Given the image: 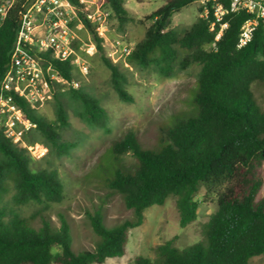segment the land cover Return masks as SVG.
<instances>
[{
  "label": "trees",
  "instance_id": "1",
  "mask_svg": "<svg viewBox=\"0 0 264 264\" xmlns=\"http://www.w3.org/2000/svg\"><path fill=\"white\" fill-rule=\"evenodd\" d=\"M195 1L168 0L155 10L144 38L127 58L134 68L154 69L165 77L199 66L194 113L178 118L165 131L167 140L160 147H143L131 132L112 143L108 152L114 158L131 153L136 159L133 170L122 169L119 162L104 180L109 190L121 195L132 217L110 227L101 213L89 214L94 249L76 252L64 219L55 229L46 220L35 227L33 215H21L22 207L31 203L48 207L61 202L64 184L54 169L33 170L32 153L0 128V264H103L126 253L130 229L144 222L146 209L163 205L170 196L176 197L180 226L194 222L199 208L195 197L203 187L218 190L216 210L203 226V239L184 248L168 240L155 248L154 260L137 256L134 264H252L253 258L264 255V196H259L264 188V111L252 91L254 82L264 84V27L260 23L251 40L239 47L241 27L251 15L226 14L228 27L215 41L220 26L210 30L214 14L209 4L206 16L200 6V16L190 27L170 28L173 15ZM106 4L121 26L129 21L125 0H106ZM20 15V7H14L0 24V83L10 63ZM79 20L110 70L112 89L121 101L132 102L127 70L106 56L95 27L82 15ZM43 59L62 77L78 80L71 60L48 54ZM50 99L56 115L53 123L23 99L16 102L36 125L28 135L40 134L56 157L69 155L74 146L61 136L70 126L69 111L92 127L110 131L108 111L81 85L63 92L53 82ZM54 247L59 251L54 252Z\"/></svg>",
  "mask_w": 264,
  "mask_h": 264
},
{
  "label": "rangeland",
  "instance_id": "2",
  "mask_svg": "<svg viewBox=\"0 0 264 264\" xmlns=\"http://www.w3.org/2000/svg\"><path fill=\"white\" fill-rule=\"evenodd\" d=\"M168 0H125L129 21L121 26L111 14L109 7L102 4L107 15L105 54L109 57L111 46L120 42L122 46L135 47L144 38L152 20L149 16ZM100 3V2H99ZM201 2L195 1L175 13L170 28L190 27L200 16ZM77 53L87 61L88 74L79 72L80 85L100 100L109 114V132L92 127L78 119L69 111L70 126L61 131L62 139L73 144L69 155L58 158L50 153L44 138L33 131L23 136V144L32 153L33 170L49 168L56 170L64 184L63 199L48 207L28 204L20 210L22 216H34V226L40 227L44 220L55 229L60 228L62 219L70 227V241L76 252L92 250L96 236L92 231L88 215L101 213L108 226H115L132 217L120 194L109 190L104 180L118 168L133 170L136 159L131 153L114 158L109 151L112 143L125 133L135 135L140 145L145 148L162 146L167 138L165 131L178 119H184L194 113L192 102L196 79L200 67L193 65L187 70H176L170 77L157 73L154 69L140 71L130 63L125 64L124 56L119 59L120 68L127 70V90L133 97L132 102H123L116 95L110 83V70L101 61L95 50L92 54L85 50L94 43L86 28L74 29ZM120 56V51L115 55ZM252 91L255 99L264 111V84L254 82ZM36 111L49 122H54L55 108L53 99H48ZM29 139L32 140L29 143ZM218 190L203 187L196 195L199 202L197 219L181 227L176 208V197L170 196L163 205H154L145 210L144 222L130 229L126 253L121 257L109 258L103 264H134L137 256L155 259V248L168 240L174 239L178 248H184L203 239V226L216 210ZM11 191L7 199L10 200ZM259 196H264V188ZM59 251L58 247L53 248ZM252 264H264V255L251 260Z\"/></svg>",
  "mask_w": 264,
  "mask_h": 264
},
{
  "label": "built area",
  "instance_id": "3",
  "mask_svg": "<svg viewBox=\"0 0 264 264\" xmlns=\"http://www.w3.org/2000/svg\"><path fill=\"white\" fill-rule=\"evenodd\" d=\"M207 15L208 5H211L214 20L210 30L220 26L215 35L218 41L228 22L226 14L247 12L251 17L243 23L238 46L242 47L249 42L257 26L264 27L263 0H229L225 5L221 0H199ZM100 2V3H99ZM106 0H0V24L14 7H20L21 15L17 29L8 69L0 83V128L14 142L23 147V136L35 128V123L25 117L24 111L16 102L23 99L31 108H38L50 98L51 84L60 86L61 91L77 89L79 80H69L61 75L46 61L43 56L50 55L52 59L71 60L76 70L88 74V64L76 51L74 43L77 39L74 29L85 28L79 20L82 15L94 27L100 38L106 40L107 15L102 10ZM102 41V45L104 42ZM133 47L122 46L116 42L111 46L109 58L118 63L124 56L125 64ZM96 50L92 43L85 51L92 54ZM120 51V56L115 55Z\"/></svg>",
  "mask_w": 264,
  "mask_h": 264
}]
</instances>
